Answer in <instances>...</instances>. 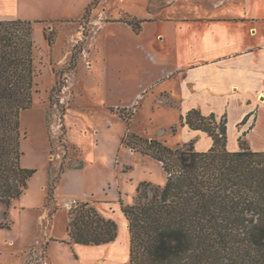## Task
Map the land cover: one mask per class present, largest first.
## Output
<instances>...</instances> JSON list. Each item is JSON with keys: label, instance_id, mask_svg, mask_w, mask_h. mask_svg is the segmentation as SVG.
Here are the masks:
<instances>
[{"label": "rangeland", "instance_id": "1", "mask_svg": "<svg viewBox=\"0 0 264 264\" xmlns=\"http://www.w3.org/2000/svg\"><path fill=\"white\" fill-rule=\"evenodd\" d=\"M170 1L0 0L2 15L33 23L38 70L33 104L20 113L21 163L35 169V173L27 190L13 201L8 213L0 214V222L9 225L0 226V264H42L48 233L52 231L67 238L69 215L63 206L66 200H118L129 205L141 183L162 187L166 184L167 174L162 163L127 147L123 136L130 129L144 137L166 140L174 148H185L189 142L178 144L185 142L180 126L176 133L171 129L179 122L177 112L166 104L151 105L149 95L133 104L131 123L120 117L119 110L130 102V96L107 88V64L93 45L100 24L91 20L111 18L112 14L123 12L143 17L148 13L147 9L166 6ZM245 4V0H228L223 9L239 10ZM88 8L91 12L84 17ZM45 32L52 38L51 45ZM100 35L96 41L102 46L104 37ZM73 57L78 58V64L74 70H68ZM57 80L65 83L59 93L52 92ZM217 110V114L222 112ZM225 112H228L230 146L264 147V109L256 111L259 129L247 139L250 144L243 135L238 139L235 119L240 111L230 109ZM47 116L55 140L54 153H51L48 138ZM248 122L254 124L253 115ZM81 163L82 167L69 170ZM49 171L56 180V187L53 199L47 205ZM46 208H50L47 219L41 217ZM65 246L67 250L59 252L58 258L52 250L56 264H80L75 247Z\"/></svg>", "mask_w": 264, "mask_h": 264}, {"label": "trees", "instance_id": "2", "mask_svg": "<svg viewBox=\"0 0 264 264\" xmlns=\"http://www.w3.org/2000/svg\"><path fill=\"white\" fill-rule=\"evenodd\" d=\"M90 12L88 8L84 17ZM120 20L136 33L142 30V19L124 13ZM32 31L29 20L0 19V214L8 213L35 173L21 163L20 123L21 111L33 104L37 85ZM44 35L51 45L52 38ZM77 64L73 57L68 70ZM64 86L57 80L52 92L59 93ZM134 109L120 108L119 115L131 123ZM46 123L54 153L48 116ZM227 124L226 113L205 114L192 108L181 114L172 132L188 125L207 133L213 144L206 151L196 150L194 141L174 148L166 140L125 132L123 143L160 161L167 174L163 187L143 182L132 204L122 207L130 231L125 264H264V150L243 144L229 150ZM48 185L47 205L56 187L51 171ZM97 203L83 202L69 210L68 243L101 245L117 238V222L102 216Z\"/></svg>", "mask_w": 264, "mask_h": 264}, {"label": "crops", "instance_id": "3", "mask_svg": "<svg viewBox=\"0 0 264 264\" xmlns=\"http://www.w3.org/2000/svg\"><path fill=\"white\" fill-rule=\"evenodd\" d=\"M227 1L171 0L166 6L147 9L143 17L123 12L144 20L139 33L120 20L123 14L93 18L91 22L100 24L97 36L104 37L102 46L97 45V36L93 45L107 64V88L128 94L127 108L150 95L151 105L170 106L179 120L192 108L205 114L219 109V116L228 115L224 111L230 109L239 110L235 119L238 139L243 135L249 143L247 139L259 129L256 111L264 109V0H245L246 6L239 10H224ZM0 19L15 17L0 12ZM247 115L248 119L254 116V124L247 123L248 119L242 123ZM180 130L185 142L178 144L194 141L198 151H206L213 144V139L201 130L188 125L180 126ZM227 146L231 151L240 149ZM123 205L118 200L97 203L100 214L118 224L114 241L70 244L62 242L69 240L68 235L63 238L50 231L44 242L42 264H56L52 250L58 258L59 252L67 250V244L75 247L80 264H125L130 254V231ZM41 217L49 218L50 208Z\"/></svg>", "mask_w": 264, "mask_h": 264}, {"label": "built area", "instance_id": "4", "mask_svg": "<svg viewBox=\"0 0 264 264\" xmlns=\"http://www.w3.org/2000/svg\"><path fill=\"white\" fill-rule=\"evenodd\" d=\"M82 203L83 202H80L78 199H70V200L64 201L63 206L65 208L72 209L74 207L81 205Z\"/></svg>", "mask_w": 264, "mask_h": 264}]
</instances>
